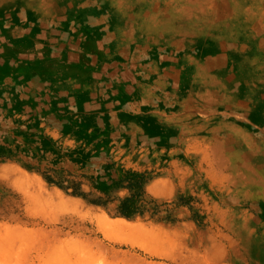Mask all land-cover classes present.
Segmentation results:
<instances>
[{
  "label": "rangeland",
  "instance_id": "374dc122",
  "mask_svg": "<svg viewBox=\"0 0 264 264\" xmlns=\"http://www.w3.org/2000/svg\"><path fill=\"white\" fill-rule=\"evenodd\" d=\"M3 18L5 22H0L3 23L0 25V165L18 166L30 176L40 177L50 188L82 200L88 207H66L43 195L35 183L21 185L0 177V209H5L7 214L4 217L0 213V264H163L171 256L173 259L172 249L175 248L169 246L171 236L158 235L160 231L166 232L163 227L168 230L170 226H180L184 222L191 224L192 221L197 229L203 225L204 230L215 231L219 239V229L228 231L217 219L218 225L206 221L210 211L203 207L212 205V199L202 198L205 194H201L197 185L188 186L181 177L195 173L194 165L200 158L192 154L194 151H204L200 161L204 167L214 157L207 147L209 141L201 140L215 135L208 132L209 126L220 129V134L230 129L227 125L222 127L225 122L218 123L219 118L215 116L222 115L225 121L233 118L238 126L248 130L249 113L243 107L248 105L247 98L251 96L248 92H236L233 96L237 106L241 103L242 108L216 106L206 109L202 116L208 119L209 125L201 132H195L197 136L184 140L182 130L173 121L181 118V125H186L187 98L198 90L168 85L166 77H162L161 83L155 82L157 76L152 73L156 71L162 75L169 66L187 67L186 61L179 63L182 53L175 55L174 51L157 50L159 61H156L153 55L139 54L136 43L120 44V34L113 31V26L101 32L73 17L66 20L60 17L40 28L31 24L29 28H22L23 21L17 17ZM106 33L110 34L109 38ZM159 64V68H164L160 72ZM220 65V69L227 66ZM220 69L212 68V71L215 74ZM124 74H131L135 81L132 93L121 99L118 86L124 81ZM155 84L165 87L164 91L156 92L159 87L155 88ZM259 142L263 148L264 135ZM185 163L189 168L184 166ZM208 172L217 176L214 171ZM168 175L178 176L177 184L182 182L185 186L177 188L172 184L171 190L150 189L158 181L168 180ZM22 194L26 201L19 207L15 200ZM236 198L237 204L228 206L224 203L222 211L236 209L244 219L240 234L227 232L233 241H237L241 259L222 264H264V199L248 203V197L239 192ZM89 208L102 214L101 219L94 218ZM19 214L21 219L12 218ZM248 215L253 218L245 219ZM70 218L79 229L67 233L69 227H66L64 233H48L52 225L62 227ZM123 219L132 225L120 229L110 226L107 221ZM32 220L37 223L32 224ZM193 223L178 227L173 233L170 229L167 233L173 234L172 239L175 237L174 244L176 241L184 243L181 245L183 253L192 248L185 244V239L194 235ZM248 225L255 233L249 247L248 242L244 243L245 237L248 239ZM154 229H159V233ZM181 231L184 232L182 236ZM176 232L180 233L178 239ZM157 236L160 239H156ZM178 248L180 246L174 249L176 253L179 251L174 260L185 255Z\"/></svg>",
  "mask_w": 264,
  "mask_h": 264
},
{
  "label": "bare ground",
  "instance_id": "6f19581e",
  "mask_svg": "<svg viewBox=\"0 0 264 264\" xmlns=\"http://www.w3.org/2000/svg\"><path fill=\"white\" fill-rule=\"evenodd\" d=\"M8 15L11 17H17L16 19L23 21L22 28H29V24H31L32 27L35 26L34 28H40L42 26L54 23V20H57L60 17H64L65 20L67 17L82 19L84 22L90 24L93 28H96V30L101 32H104L106 28H112L113 26V31L120 34V36L118 37V40H120V44L126 45L129 43H136L139 46V54L144 53L147 55H153V59L156 61H159L158 54H156L157 50H164L169 52L174 51L176 52L174 53L175 55H180L178 53H182V55L179 56L181 57L179 59V63H183L184 61H186L187 63H184L187 67L179 69L169 66L166 68V70H164V73L160 75V71L164 68H159V64L157 65V68H159L158 71L160 73L157 74L156 71H152V73L157 76V78H155V82L161 83L162 77H166L168 80V85L171 84L172 86L180 87L187 86L189 88H196V91L198 90L196 93L191 94L187 98L186 109L189 112L187 116H185L186 125H184L185 123L181 125V118L173 121L174 124L182 130L183 133L181 134V138H183L184 140H189L188 138L197 136L196 133L201 132L206 128V125H209L208 119L202 116V114L206 112V109L215 108L216 106H231L233 109L237 107L242 108L241 103L237 106L236 100H234L235 97L233 96L236 92L242 91V94L244 92H246L247 94L248 92V95H251L247 98L248 105L243 106L249 113L248 130L247 128L245 130L244 128L238 126L237 122L233 120V118H229L230 120L225 121L222 119V115L215 116L220 119H217L218 123L225 122L222 127L224 125H227L230 127V129L225 130V134H220V129L216 127L211 128L209 126L208 132L214 133L215 135L211 137V139H201L204 142L209 141L208 143L206 142L207 147L210 149L211 154H213L214 156L212 157L211 161H207L208 168L204 167L202 162H200L202 161V155H205L204 151H202V153H200L199 151H194L192 154L200 158L198 164L194 165V169L196 171L195 173H193L194 175L190 174L188 176L185 175L184 178L181 177L182 181L186 185H197V189L201 192V194H205V196H203L202 198L210 197L212 199V205H205L203 207L204 210L210 211V214H207L208 217L206 221L211 220L212 225H218L216 221L217 219L225 226V229L228 230L227 232L240 234L241 229H244L242 224L244 219L241 217L240 213L236 212L235 208V210L228 208L224 211H222V208H224V203L228 206L232 205V203L237 204L239 202V200H237L236 198L238 192L241 194L243 193L244 196L248 197V203H258L260 200L264 199V147L262 148L258 144L259 138L264 135V0H0V22H5V19L3 17H6ZM2 24L3 23H0V25ZM109 35H107L106 33L107 38H109ZM23 43H25V41ZM196 50L198 51V55L196 53ZM185 51L186 53L183 54ZM169 52L167 54H169ZM175 55L170 56L172 58H177ZM220 64H227V66L224 69H220L222 67ZM180 66L182 67V64ZM212 68H219L220 71L215 72L214 74ZM141 74L142 73H140V75ZM37 77L39 78L38 75ZM123 78L124 81L118 86V97L121 99L128 97L132 93V84L135 81H133L131 74H124ZM155 88H157L156 92L158 93L164 91L165 89V87L157 84H155ZM242 94L240 95L242 96ZM257 94L260 95L258 98L256 97ZM199 114L201 116L198 117ZM194 115H197V117H194ZM193 120L195 121V123L193 122ZM134 137L135 136H133V138ZM171 158L173 157L171 156ZM184 166L186 168H189L188 163H185ZM170 170L172 169L170 168ZM208 171H214L217 176L209 173ZM27 172L18 166L14 167L6 164L0 165V177L4 179L14 180L21 183V185H30V183H35L36 187H39V190L43 195L66 207L75 209H84L88 207L82 200L67 196L57 188H50L47 183L40 177L30 176L28 174L29 172ZM166 177L168 180H160L154 186H150V189L153 190L154 188H156L159 190V188H165L171 190L173 188L172 184H174V186L177 188H183L182 185L184 184L182 182H180V184H177L176 182L178 176L168 175ZM169 180H171V183ZM15 201L19 203L20 207L22 203L26 201V196L22 194ZM89 211H91L90 213H92L91 215L94 216V218L101 219L102 214H98L91 208H89ZM5 212V209H0V213H3L4 217H7V214ZM32 213L33 212H31L30 214ZM12 218L19 220V218L21 219V216L20 214L18 216L12 215ZM252 218V216L248 215V218L245 219L251 220ZM180 219L182 220V218ZM107 221L109 222L110 226L120 229H124L127 226L132 225L127 223V221L124 219L119 221ZM36 223L37 222H33L32 220V224ZM38 223L40 224V222ZM192 223L193 222L191 221V224L184 222L180 226H170L169 228L171 230H165L166 228L164 229V227L162 226L163 231L166 232L162 231L163 233H161L160 231L161 234L158 232L159 229L154 230L159 233V236H169L168 238H170L171 236V241L169 240L170 245H168L175 248L180 246L181 249H178H180L181 253H183L182 246L184 243L179 244V241H176V247V244H174L175 237L174 239H172L173 234L167 233L169 232V230L173 233L177 231L178 227L182 228V226H189L192 225ZM48 224H50V222ZM74 224L75 221L73 218L67 219L63 222L62 227H59V225H52L50 229L48 228V233H64L66 227H69V231L67 233H72L73 230L79 229L78 226H75ZM193 226L195 228L194 235H186L187 238L185 239V244L192 245V248H188V250H190L186 253H183L185 255L180 254L182 255L180 256V261H178L180 257L178 258V260H174L175 256L179 255V251H177L178 253H176V251L174 250L175 248H171L174 251L172 253L174 255L173 259H171V256V258H169V261L164 262L163 264H222L224 262L234 263L236 259H241V255L239 254L241 251L238 248L239 246L237 247L236 245L237 241H233L231 239L232 236L230 237L229 233L224 231V229L220 230L217 227L219 229V239L218 237H216L214 233L215 231H212L211 233L210 229L204 230L203 225V228L201 226V228L198 227V229L195 227L194 223ZM159 228H161V226ZM154 232L155 231H153V233ZM153 233L148 234H150V236H155V234ZM183 233L181 234V236L183 235ZM179 234H177L176 232L177 239L180 238ZM254 235L255 233H253V230L249 229L248 225V239L247 237H245L244 239V243L248 242V247L251 245ZM159 236H157V238H154L160 239L161 236ZM182 238L183 237H181V239ZM224 240L227 242H224ZM158 242H161V240ZM172 243L174 244V246ZM51 244L48 246H51Z\"/></svg>",
  "mask_w": 264,
  "mask_h": 264
}]
</instances>
